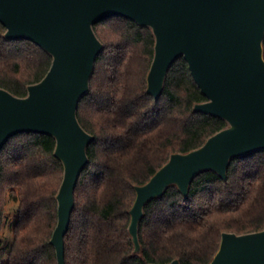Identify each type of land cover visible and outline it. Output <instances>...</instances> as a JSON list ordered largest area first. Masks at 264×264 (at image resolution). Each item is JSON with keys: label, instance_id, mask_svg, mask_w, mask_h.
I'll use <instances>...</instances> for the list:
<instances>
[{"label": "trees", "instance_id": "trees-1", "mask_svg": "<svg viewBox=\"0 0 264 264\" xmlns=\"http://www.w3.org/2000/svg\"><path fill=\"white\" fill-rule=\"evenodd\" d=\"M93 27L104 48L77 115L94 137L75 188L66 264H168L174 259L208 264L224 232L264 229L262 148L231 158L227 178L205 169L191 181L187 196L170 184L162 196L148 200L139 222L141 248L135 249L129 225L136 185L146 183L172 153L200 147L229 123L194 110L208 98L184 56L171 65L159 98L147 91L156 43L151 26L115 15ZM6 29L0 21V86L26 96L28 86L47 74L53 56L29 39H7ZM55 148L51 134L22 132L0 151V231L9 199L16 201L8 249L0 238V258L7 257L3 264H59L51 238L64 165Z\"/></svg>", "mask_w": 264, "mask_h": 264}, {"label": "water", "instance_id": "water-1", "mask_svg": "<svg viewBox=\"0 0 264 264\" xmlns=\"http://www.w3.org/2000/svg\"><path fill=\"white\" fill-rule=\"evenodd\" d=\"M122 15L151 26L155 54L147 91L159 98L167 73L184 56L208 98L195 111L225 118L229 125L189 152L172 153L144 184L136 185L130 233L140 250L139 222L151 198L177 184L188 195L191 181L205 169L223 178L233 157L264 148V0H0L7 39H29L53 56L42 80L17 96L0 86V151L22 132L51 134L64 165L59 188L58 223L51 243L66 264L65 235L75 206V188L89 161L93 135L77 115L82 95L104 44L93 25ZM161 264V263H153ZM168 264H181L174 259ZM208 264H264V229L224 232Z\"/></svg>", "mask_w": 264, "mask_h": 264}, {"label": "rangeland", "instance_id": "rangeland-1", "mask_svg": "<svg viewBox=\"0 0 264 264\" xmlns=\"http://www.w3.org/2000/svg\"><path fill=\"white\" fill-rule=\"evenodd\" d=\"M16 201L9 199L6 209V218L4 224L0 231V238L3 241L4 246L8 249L13 240L12 225L16 219L15 215ZM7 260V257L4 256L0 258V264H3Z\"/></svg>", "mask_w": 264, "mask_h": 264}]
</instances>
